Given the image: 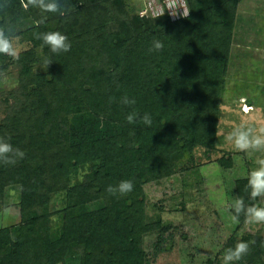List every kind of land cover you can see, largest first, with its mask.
Segmentation results:
<instances>
[{
	"label": "trees",
	"instance_id": "1",
	"mask_svg": "<svg viewBox=\"0 0 264 264\" xmlns=\"http://www.w3.org/2000/svg\"><path fill=\"white\" fill-rule=\"evenodd\" d=\"M188 1L190 14L175 23L165 17L151 21L135 16L130 24L123 23L122 29L111 33L109 28L114 21L109 15L111 11L122 13L127 0H72L75 8L65 16L43 13L27 5V0H0V26L10 27L15 35L30 38L31 30L22 32L21 29L25 23L33 22L41 33L59 31L71 42V50L60 54H53L44 45L43 55L52 62L48 73H34V65L40 62L35 51L24 53L20 58V75L32 78L35 91L31 95L24 94V102L12 108L13 115L0 129V137L25 153L24 158L18 159L14 165L0 163V196L4 195L8 186L21 185L22 212L30 237H21L23 227L18 231L0 230V264H58L67 257L80 254L85 257L84 264H115L113 259L118 252L113 253L112 248L119 243L124 247L125 264H144L136 230L123 228V225L127 227L129 219L117 217L111 211L88 216L81 207L82 203L77 205L79 210L74 206L79 212L80 224L75 221L73 227H63L62 235L58 237L57 233L53 240L31 241L30 233L36 231L39 220V215L33 211L35 194L47 189L42 196V205L46 204L57 188L56 180L51 176L62 170L69 172L80 164L74 160L61 161L50 168L44 163L41 165L37 159L55 153L62 143L77 147L78 152L85 150L84 144H95L106 160L105 166L91 182L95 186V197L84 198L86 204V201L98 200L104 188L109 185L116 187L122 180H131L137 186L136 192L141 193L144 184L151 178H158L163 147L169 141L171 144L176 140L179 142L177 137L168 133L173 130L172 127H177L175 118L179 115L170 102L184 100L190 112L199 109L203 116L200 123L195 118L196 124L190 130L189 124L194 119L188 117L189 122L183 123L182 133L187 136L182 137L183 147L198 143L205 145L215 140L217 126L207 119V112L214 110L211 100L217 94L216 90L223 91L226 86L241 0ZM85 14L93 21L103 23L99 35L104 40V46L99 55L109 58L110 66H114L111 74L105 69L98 72L93 67L88 68L90 64L85 61L87 55L81 49L85 37L79 19ZM154 39L163 43L162 50L149 51ZM135 54L144 61H138L142 63L140 67L135 63ZM8 59L9 56L0 54V73L8 69ZM127 61L132 62L131 66L124 67ZM114 73L121 76L119 85L114 88L120 93L116 96L119 104L114 106L119 114L117 118H106L99 107L89 101L91 98L86 97L90 94V82L95 85L99 79L100 84L106 81L112 87ZM116 83L117 80L114 86ZM125 96L129 99L136 96L139 102L125 105L121 102ZM143 100H146L150 113L143 109ZM133 111L139 112V117L149 114L151 126L139 120L129 124L126 117ZM71 114V119H68ZM179 118L183 116L179 115ZM153 161L155 165H152ZM242 185L247 187V181ZM85 190L80 195L90 192L88 187ZM111 195L116 203L118 195ZM243 199L246 205L254 204L247 195ZM133 204V200L125 199L114 206L120 208L121 205L131 212ZM70 214L68 209L66 219ZM88 225L91 228L86 232ZM74 235H79L81 241L73 242ZM83 246L84 254L81 253L83 248L79 249ZM107 248L111 261L103 253ZM3 254L6 255L1 257ZM97 256L102 258L98 263L93 258ZM42 257H45L44 261Z\"/></svg>",
	"mask_w": 264,
	"mask_h": 264
},
{
	"label": "rangeland",
	"instance_id": "2",
	"mask_svg": "<svg viewBox=\"0 0 264 264\" xmlns=\"http://www.w3.org/2000/svg\"><path fill=\"white\" fill-rule=\"evenodd\" d=\"M188 13L190 14L188 0H127L122 13L111 11L109 17L114 22L109 31H119L123 23L130 24L135 16L151 21L165 17L175 23L187 17ZM79 19L85 37L81 49L87 55L85 61L90 64L88 68L93 67L98 72L105 69L106 73H113L114 66H110L109 58L99 55L104 46V40L99 35L100 25L103 23L93 21L88 14L80 16ZM28 30L32 32L30 38L18 36V56H9L8 69L0 73V129L6 126L8 119L13 115L12 108L24 102V94L31 95L35 91L32 78L20 75L21 55L35 51L40 62L34 65V73L41 75L50 71V65L47 67L44 63L43 42L36 38L37 34L41 33L40 30H37L35 23L27 22L21 31ZM234 35L226 86L223 91L216 90L217 94L211 100L214 110L207 112V119H211L217 126L215 140L205 145L198 143L195 146L183 147L182 137H187L182 133L183 123L194 119V122L189 124L190 130L196 124L195 118L200 123L203 116L199 109L190 112L189 105L184 100L178 101L179 103L170 102L169 104L177 108L179 115L183 116L181 119L179 115L175 118L177 127H172L173 130L168 132L173 134L172 137H177L179 142L176 140V143L171 144L169 141L163 147L159 167L161 172L157 175L158 178H151L141 187V193L136 192L137 186L126 195L117 193L119 198L116 203L125 199L133 200L131 212L123 209L121 205L120 208L114 206L116 203L106 190L108 187L104 188V193L98 200L86 201L85 204L84 198L95 197V186H92L91 182L95 174L105 166L106 158L99 153L95 144H84L85 150L78 152L77 147L62 143L55 153L39 157L37 162L49 165L50 168L59 165L61 161L74 160L80 164L69 172L62 170L51 176L56 180L57 188L50 194L46 204L42 205V196L46 194L47 189L35 194L33 211L39 215V220L36 231L30 233L31 241L53 240L57 233L58 237L62 235L63 227H73L75 221L80 224L77 205L82 203L81 207H84V213L88 216L111 211L115 212L117 217L129 219L127 227L123 225V228L136 230L144 264H223L225 250L234 248L241 241L248 242L250 250L234 264H264V224L247 223L243 214L239 216V222H233L231 217L235 213L230 209L235 198H244L247 195L253 200L250 197V189L242 183L247 181L248 173L258 166V159H264V152H240L225 139L236 127L264 126V0H241ZM139 60L140 57L135 54L138 67L144 62L141 60L140 64ZM128 61L124 67L131 66L132 62ZM113 75L115 79L113 78L112 87L106 81L100 84L99 79L95 85L90 82V94L86 97L91 98L89 101L99 107L106 118H117L119 114L114 106L119 104L116 96L120 93L114 88L119 85L121 76L117 73ZM138 99L135 96L136 103L139 102ZM145 103L146 100H143V109L150 113ZM71 116L72 114L68 119H71ZM152 165H155V161ZM86 187L90 192L80 195L86 191ZM241 188H244L243 191ZM253 201L254 204L264 206V198ZM22 208L21 185L8 186L4 195L0 196V230L18 231L23 227L21 237L29 238ZM68 209L71 214L66 219ZM90 228L88 225L86 232ZM78 239L81 241L79 235H74L73 242L77 243ZM253 241L254 244L251 243ZM81 248V253L84 254V246L79 249ZM108 249H104L103 253L109 258ZM112 249L113 253L118 252L113 259L115 264H125L123 245L116 244ZM82 256L80 254L67 257L58 264H84L85 257ZM93 258L98 263L101 256ZM42 260L44 261L45 257H42Z\"/></svg>",
	"mask_w": 264,
	"mask_h": 264
},
{
	"label": "clouds",
	"instance_id": "3",
	"mask_svg": "<svg viewBox=\"0 0 264 264\" xmlns=\"http://www.w3.org/2000/svg\"><path fill=\"white\" fill-rule=\"evenodd\" d=\"M27 5L38 8L43 13H56L60 16L70 14L74 10L72 0H27ZM26 5V6H27ZM189 15V13H188ZM43 22V21H41ZM37 39L42 40L43 45L49 47L53 54L67 53L71 50V42L66 35L59 31H50L39 33ZM19 37L14 34L8 26H0V54L16 58L19 53L17 41ZM42 45V46H43ZM163 49V43L159 40L153 41V47L149 51H159ZM45 65L52 64L51 60L45 58ZM51 78V77H50ZM125 105H134L135 99H129L127 96L121 101ZM126 120L129 124L136 123L139 120L146 126H151V116L145 113L142 117L133 111L127 115ZM235 150L240 152H264V126H239L233 129L225 137ZM24 151L14 147L10 142L0 137V163L5 165H14L18 159H23ZM257 167L248 173L247 187L250 189V197L255 200L264 198V159H258ZM134 188L131 180H122L116 187L111 185L106 189L110 194L126 195ZM230 209L234 210L232 215L233 222H239V216L243 214L247 223L264 224V206L259 204L246 205L243 198H235ZM255 243V241L251 242ZM250 250L248 242H238L234 248H228L223 255V264H234L242 259Z\"/></svg>",
	"mask_w": 264,
	"mask_h": 264
},
{
	"label": "bare ground",
	"instance_id": "4",
	"mask_svg": "<svg viewBox=\"0 0 264 264\" xmlns=\"http://www.w3.org/2000/svg\"><path fill=\"white\" fill-rule=\"evenodd\" d=\"M251 111V110H250Z\"/></svg>",
	"mask_w": 264,
	"mask_h": 264
}]
</instances>
